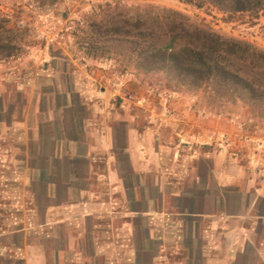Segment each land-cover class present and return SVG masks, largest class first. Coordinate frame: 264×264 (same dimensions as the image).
Masks as SVG:
<instances>
[{
	"label": "crops",
	"instance_id": "crops-1",
	"mask_svg": "<svg viewBox=\"0 0 264 264\" xmlns=\"http://www.w3.org/2000/svg\"><path fill=\"white\" fill-rule=\"evenodd\" d=\"M55 65L0 76V264H264V128Z\"/></svg>",
	"mask_w": 264,
	"mask_h": 264
},
{
	"label": "trees",
	"instance_id": "trees-1",
	"mask_svg": "<svg viewBox=\"0 0 264 264\" xmlns=\"http://www.w3.org/2000/svg\"><path fill=\"white\" fill-rule=\"evenodd\" d=\"M230 15L264 16V0H187ZM78 44L90 59L127 58L136 75L168 76L178 92L209 93L227 104H243L264 114V51L222 36L187 15L154 5L119 2L94 7L79 24ZM20 32L0 17V60L20 50ZM254 126V125H253Z\"/></svg>",
	"mask_w": 264,
	"mask_h": 264
},
{
	"label": "rangeland",
	"instance_id": "rangeland-1",
	"mask_svg": "<svg viewBox=\"0 0 264 264\" xmlns=\"http://www.w3.org/2000/svg\"><path fill=\"white\" fill-rule=\"evenodd\" d=\"M116 2L177 10L222 36L246 41L264 51L263 15L259 18L249 14L230 15L211 5L198 8L187 0H0V17L20 32V50L15 56L0 60V76L15 74L34 63L43 68L46 62L53 61L57 63L53 67L59 73L89 74L98 79L97 84L105 86L114 87L131 81L130 91L135 83L134 88L139 85L152 96L163 97L178 92L167 87L169 78L164 74L136 75L127 58L95 60L88 58L80 49L74 33H77L84 16L98 5ZM193 95L198 99L196 105L201 108L214 113H247L253 127L264 128V114L260 107L251 110L243 104H227L205 90Z\"/></svg>",
	"mask_w": 264,
	"mask_h": 264
},
{
	"label": "built area",
	"instance_id": "built-area-1",
	"mask_svg": "<svg viewBox=\"0 0 264 264\" xmlns=\"http://www.w3.org/2000/svg\"><path fill=\"white\" fill-rule=\"evenodd\" d=\"M247 132V129H244V133H246ZM244 140H246V139H249V137L248 136H244V138H243ZM258 144H259V146H264V141H262V140H260V141H258Z\"/></svg>",
	"mask_w": 264,
	"mask_h": 264
}]
</instances>
